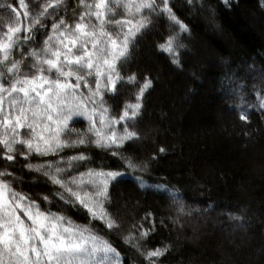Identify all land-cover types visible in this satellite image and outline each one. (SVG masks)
Wrapping results in <instances>:
<instances>
[{
    "label": "trees",
    "instance_id": "trees-1",
    "mask_svg": "<svg viewBox=\"0 0 264 264\" xmlns=\"http://www.w3.org/2000/svg\"><path fill=\"white\" fill-rule=\"evenodd\" d=\"M46 2L24 0L20 5L19 0H0V5L11 4L17 10L0 9V32L16 26L17 20L24 25V12H39ZM75 3L67 0L68 9ZM169 4L189 28L182 34L185 48L179 64L155 47L172 31L160 18L138 37L127 71L121 72L135 73L140 83L145 77L151 81L135 126L139 138L126 142L121 152L124 157L152 160L150 170L130 172L110 188L107 207L119 229L109 232L99 221L94 227L120 253L121 264H147L141 250L158 247L167 251L157 264H264V109L257 99L264 95V0ZM117 11L128 18L123 8ZM135 91L125 83L117 95L105 97L113 114L133 101ZM242 114L247 118L242 120ZM69 125L83 131L87 121L73 117ZM77 152H85L91 166L122 168L120 157L94 145L65 149L61 155ZM48 159L34 154L27 160L17 156L14 164L0 159V171L11 164L9 170L18 178L13 186L43 203V196L51 198L53 186L24 165ZM162 185L175 198L162 194ZM51 210L78 224L88 223L81 209L60 201ZM137 224L150 230L139 240L141 250L123 240Z\"/></svg>",
    "mask_w": 264,
    "mask_h": 264
},
{
    "label": "snow or ice",
    "instance_id": "snow-or-ice-1",
    "mask_svg": "<svg viewBox=\"0 0 264 264\" xmlns=\"http://www.w3.org/2000/svg\"><path fill=\"white\" fill-rule=\"evenodd\" d=\"M223 2L227 5L229 0ZM19 3L24 5V0ZM188 3L191 6L193 0ZM0 9L17 11L11 4ZM23 15L24 25L17 20L16 26L0 32V159L14 164L17 156L25 160L33 154L51 157L24 167L46 177L54 189L51 198L81 209L88 223L78 224L17 190L13 185L18 178L9 170L10 164L0 171V264H121L120 253L94 222L109 232L119 229L107 207L110 188L130 172L149 171L152 163L121 156L125 143L139 138L135 126L142 98L151 86L147 77L140 83L135 73L122 76L121 72L127 71L125 65L138 37L160 18L169 22L172 31L155 47L179 64L185 48L182 34L189 28L169 0H76L70 10L67 0H47L39 12ZM125 83L136 89L133 101H126L113 114L105 97L117 95ZM257 99L264 109V95ZM73 117L87 121L83 131L70 127ZM81 145H94L120 157L122 168H87L85 152L61 155ZM81 167L85 170L80 171ZM137 179L142 185V177ZM158 190L175 198L167 185ZM51 198L45 195L42 202L50 204ZM149 231L143 224L133 225L123 240L141 250L139 240ZM166 251V247L143 249L141 255L147 264H157Z\"/></svg>",
    "mask_w": 264,
    "mask_h": 264
},
{
    "label": "bare ground",
    "instance_id": "bare-ground-1",
    "mask_svg": "<svg viewBox=\"0 0 264 264\" xmlns=\"http://www.w3.org/2000/svg\"><path fill=\"white\" fill-rule=\"evenodd\" d=\"M86 165H87L88 167H90V168H100V167H103V168L106 169V167H104V166H98V165L91 166L89 163H87ZM85 167H86V166H85ZM85 167H81L83 171L85 170ZM112 169H113V170H119L117 166H114V168H112ZM39 175H40L43 179H45V180L47 181V178H46V177H44V176L41 175V174H39ZM18 190H19V191H22V192H24V193H26V194H28L26 191H24V190H22V189H19V188H18ZM55 201L57 202V201H59V200H58V199H55V198H52L50 204H44V203H42V207H44V208H51V209H52V205L55 203ZM62 205H63V203H62ZM63 206H64V205H63ZM65 207H66V206H65Z\"/></svg>",
    "mask_w": 264,
    "mask_h": 264
},
{
    "label": "rangeland",
    "instance_id": "rangeland-1",
    "mask_svg": "<svg viewBox=\"0 0 264 264\" xmlns=\"http://www.w3.org/2000/svg\"><path fill=\"white\" fill-rule=\"evenodd\" d=\"M212 27H213V26H212ZM213 29H214V28H213ZM142 137H143V136H142ZM142 137H141V138H142ZM25 169H27V168H25Z\"/></svg>",
    "mask_w": 264,
    "mask_h": 264
}]
</instances>
